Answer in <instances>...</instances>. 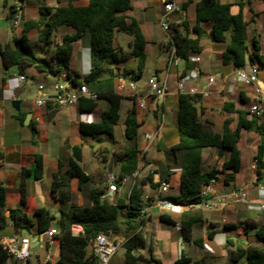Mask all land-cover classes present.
Returning a JSON list of instances; mask_svg holds the SVG:
<instances>
[{"label": "crops", "instance_id": "0c3cea01", "mask_svg": "<svg viewBox=\"0 0 264 264\" xmlns=\"http://www.w3.org/2000/svg\"><path fill=\"white\" fill-rule=\"evenodd\" d=\"M13 1L10 4L7 0H4V9L2 11L0 9V26L2 21H7L5 33L0 34L1 49H4L6 45H10L14 37L20 36L29 22L37 26L32 31H36L38 38L43 28L37 24L40 4L47 3L50 7H56L59 4L66 5L70 0H35L34 3H32V0ZM87 1L74 0L72 3L80 5L87 3ZM168 1L175 3L181 9L182 6H185V10L182 9L181 12H174L170 15V23L185 21L191 28L196 25V5L200 0H191V3H188V0ZM219 2L230 5L231 13L234 15L242 13L244 20L248 22L247 30L249 26L256 28L254 29V37H257L258 31L264 32L261 16L263 3L261 0H219ZM163 4L164 0H133V10L126 13L128 18L136 19L142 28L147 40L145 46L147 62L142 77L135 81L138 88L137 94H134L129 88V83L134 82L129 77L122 76L116 82L117 92L123 96L122 110L120 112L121 118L116 128V137L113 140L110 139L114 143L117 138V130L121 128L124 148H126L124 120L128 111L134 106H138V97L146 94V84L152 75L157 76L162 83L166 82L168 94L163 101H158L151 97L147 101L146 109L140 110L138 108L139 120L142 122L139 152L144 151V165L141 168L140 180L152 176L154 182L158 184L159 181L169 178L170 191L173 188L172 176L173 174L177 175V192L166 196L170 199L180 193L181 169L176 168L169 172L166 167L165 155V152L176 146L179 140L177 128L178 96L180 94L177 86L178 81L183 77L190 76L191 73L196 74V77L186 85V90L188 91L194 87L201 92L207 86L209 77H215V83L209 88L208 96L196 95L199 97L197 106L200 110H203L202 119L208 122L205 124V128L212 132H220L225 120L232 121V129L236 127L238 117L233 112L225 111V104L234 103L236 108L249 109L250 111V107L256 102V95L252 87L236 82V68L232 65H224L222 62L226 44L214 43L209 37L210 29L206 26H204L206 35L201 41L202 52L198 55H192L197 56L199 61L195 63L189 62L190 69L188 70H186L187 64L184 60L179 62L178 67H170L168 64L171 46L170 39L160 26ZM13 5L17 6L18 12L16 14L19 13L22 17L21 23L16 29L12 26V18L8 17L9 9ZM29 6L33 7V10L30 11L34 13L32 19L27 17L26 13V9ZM9 30L12 32L11 35ZM32 31L29 33V38ZM75 33V29L63 26L57 35V42L61 43L65 35H73ZM118 33L124 32H117L116 34ZM155 33H157L156 37ZM116 34L115 44L118 47L120 62L113 63L111 66L120 68L122 72L124 69H134L138 60L132 54L131 43L133 37L129 42L128 49H124L118 42ZM164 55L163 67H160V61ZM206 55L207 57H205ZM259 55L263 58V63L258 60L254 62L247 61V65L244 68L247 70V67H249L248 69L251 70L255 66L259 67V75L262 78L264 75V52L261 47ZM43 58H45V55ZM91 61L90 49L82 41L74 42L71 67L79 71L84 77L91 72ZM213 69L216 71L213 72ZM20 76L17 66L4 68L0 58V185L5 189L4 215L9 218L12 210H19L29 220L34 221V214L37 209L49 207L55 216L58 217L57 206L52 198L53 174L57 170L58 161L62 160L64 163L63 151L67 153L69 161L72 156L71 148L80 143L76 144L70 140L71 128L76 127L79 130L81 123L99 122L102 112L107 108L108 104L106 101H99L97 109L93 112L85 111V104H82L81 110L79 102L71 107H57L50 100L56 93L54 86L57 83H64L69 87L70 83L68 81L62 77L58 79V76L37 73L34 69H29L25 75H22L26 78L23 83L18 81ZM34 82H36L35 97L30 94ZM40 86H43V88L40 89ZM77 87L71 86L70 89L73 90ZM20 96H23V98L20 101V110L17 111L12 107V102ZM39 98L46 100L44 106L36 104ZM242 99L247 103L244 104ZM28 116L29 120L26 123ZM263 116L264 114L261 117ZM23 118L24 121H22ZM61 121L67 122L66 138L61 136L55 142L49 125L53 123L55 126L53 131H55ZM144 127H148L149 130L145 131ZM146 134L154 135L155 139L151 143L146 142L144 139ZM104 137L106 136H102L99 139L88 138L85 148L93 149L95 143L102 141ZM260 142V136L256 132H242L239 142L240 170L236 178L229 183H225L223 175L218 174L210 184L212 191L208 194L205 201L216 202L217 208L215 210H206L202 207H182L172 212H165L155 208L148 220L141 221L139 232L145 245L143 248H139L134 255L158 261L160 264H175L181 257L182 252H184L192 259L190 264L199 262L204 264L205 258L217 254L229 260L236 246L254 243L253 233H246V222L264 224V210L259 209L260 204L264 201V156L260 173L258 172L259 162L257 160ZM85 148L84 160L86 159ZM39 158L43 160L44 169L42 178L36 179V161ZM202 158L204 170L212 171L220 169L222 164L229 160L230 153H222L220 157L217 148H206L202 151ZM83 162L80 165L90 177L91 183L94 172L89 163L83 166ZM118 168L119 166L115 165V169ZM25 171L28 174L23 177V172ZM128 197V187L125 186L119 195L118 201L127 203ZM161 215L169 217L177 224L181 223V221L188 222L192 218L197 219L198 222L192 225L190 237L185 240L182 231H177L174 225L162 221L160 219ZM123 220L124 217H121V221ZM229 224H233L236 229L233 231L226 230V226ZM51 228L57 230L56 220L52 221ZM48 232L37 234V227L34 224L30 233L25 228V234L19 235L15 232L13 222L9 220L7 226L0 229V243L3 244L6 240L13 237H27L31 240V244H36L31 252L35 251L38 256V261L34 263L31 260V264L42 262L58 264L61 249L54 238L51 242L48 241ZM29 234H32L33 237H30ZM112 235L120 240L126 239L123 233H112ZM229 239L233 240L236 245L229 246L227 243ZM198 240H202V246L195 244V241ZM193 249L196 257L191 255V251H187ZM40 250L45 251L43 260L39 258ZM87 252L88 256L93 255L92 244ZM116 255L117 253L110 259L108 264H124L125 254L122 258H116ZM93 264L100 263L95 260Z\"/></svg>", "mask_w": 264, "mask_h": 264}, {"label": "trees", "instance_id": "16d2710c", "mask_svg": "<svg viewBox=\"0 0 264 264\" xmlns=\"http://www.w3.org/2000/svg\"><path fill=\"white\" fill-rule=\"evenodd\" d=\"M22 1V0H19ZM70 0L68 4H59L50 7L47 3L39 5V19L42 31L38 40L42 44L45 58H39L34 52L29 33L37 26L32 22L23 29L20 36L13 38L10 45L0 48V58L4 68L17 66L21 75H25L29 69L37 73L54 75L64 78L71 86L87 85L90 91L98 95L96 101L80 99L79 104L86 105L85 111L93 112L98 107L99 101H106L108 106L102 112L99 122L81 123L79 126L81 141L71 148L72 156L69 158L68 167L64 170L62 160L58 161L57 170L53 174L52 198L60 213L58 217L49 207L39 208L35 211L34 221L29 220L19 210H12L10 217L5 213V189L0 185V229L7 226L8 221L13 222L15 232L24 235V229L31 232L34 224L37 234H43L50 230L53 220H56L57 234L54 239L58 242L61 252L58 264H93L94 255L88 256V248L95 238L101 233H123L126 237L124 247V264H160L158 261L134 255L139 248L144 247V240L139 232L141 221L139 211L142 206V196L146 183L157 186L153 177L140 180L135 184L128 197L127 203L117 201L112 203L103 199L104 190L90 186V177L80 165L84 160V148L88 138L99 139L102 136L116 137V128L120 121V112L123 96L117 92L116 82L119 78L129 77L131 81H138L145 69L147 57L145 46L147 40L138 21L128 18L126 13L133 10V0H88L85 4L76 5ZM261 12L264 25V0ZM191 3V0H188ZM185 6L182 9L185 10ZM17 6L9 9L8 17L13 18L18 12ZM196 25L192 28L185 22L170 23V45L176 49L177 56L187 64L190 69L189 57L202 52L201 41L206 35L204 26L210 29L209 37L214 43H225L222 62L224 65H232L234 68L245 67L248 59L251 62L258 60L263 63L259 55L260 45L256 37L253 38L252 49L247 46L248 22L244 20L242 13L234 15L231 7L222 4L219 0H200L196 5ZM66 26L76 30L73 35H65L62 42H57L60 28ZM117 32L128 33L133 37L131 43L132 54L137 58L134 69L114 68L113 63H119L118 47L115 44ZM195 35V36H193ZM82 41L91 51V72L87 76L71 67L73 55V43ZM198 96L179 94L178 96V143L165 152L166 164L169 172L176 168L181 169L180 193L171 197L173 203L187 207L203 203L202 192L218 174L223 175L225 183L236 178L240 170L239 142L242 132H256L261 139L258 145L257 160L260 173L264 156V116L255 117L249 109L236 108L234 103L224 105V110L237 115L238 121L235 129H232L231 120H225L220 132H212L205 128L208 123L202 119L203 110L197 106ZM244 104L247 102L242 99ZM24 121V118L22 119ZM142 122L138 116V106L128 111L124 120V139L126 148L118 154L113 150L110 163L119 166L120 177L131 174L139 168V137ZM206 148H217L219 156L229 152L230 158L226 160L220 169L205 171L203 167L202 151ZM103 151H108L103 149ZM180 154V157H179ZM1 169V165H0ZM43 160L37 159L35 177L43 176ZM28 172H23V177ZM169 181V178H165ZM78 192L82 193V202L78 201ZM121 217L124 220L121 221ZM160 219L172 225L177 223L165 215ZM197 219L179 223L185 240H188L192 225ZM73 226H80L83 232L78 236L72 233ZM233 224L226 226V230L233 231ZM246 233H253L254 243L244 246H236L229 261L238 262L245 258L247 264H264V224L246 222ZM229 246H235L233 240H228ZM197 246H202V240L195 241ZM192 259L182 252L175 264H190ZM0 264H19L4 249L0 243ZM194 264H203L202 262Z\"/></svg>", "mask_w": 264, "mask_h": 264}, {"label": "built area", "instance_id": "2783aa9c", "mask_svg": "<svg viewBox=\"0 0 264 264\" xmlns=\"http://www.w3.org/2000/svg\"><path fill=\"white\" fill-rule=\"evenodd\" d=\"M181 7L177 6L175 3L164 0L163 4V13L160 16V26L164 33L171 40L169 32H170V15L174 12H181ZM22 17L21 14H15V16L11 19L12 26L16 29L19 27L21 23ZM180 59L177 56L176 49L173 45L170 46L169 50V61L168 64L170 67H178ZM199 58L197 56H190L189 62H198ZM259 67L255 66L251 70H246L244 67L236 68L235 70V80L236 82H240L246 86L252 87L254 93L256 95V102L254 105L250 107V114L255 117H261L264 114V75L261 78L259 75ZM196 77V74L191 73L190 76H186L181 78L178 83V91L180 94H189L191 96H196L198 94L202 96L209 95V88L213 86L215 83V77L211 76L208 79L207 86L201 92L196 88L192 87L188 91L186 90V85ZM25 76H20L18 81L19 83L25 82ZM147 92L144 96L138 97V108L140 110H144L147 107V101L149 98L154 97L158 101H163L167 94V83H162L157 76L152 75L147 81ZM43 86H40L42 89ZM129 88L134 92V94L138 93V88L135 82L129 83ZM55 95L50 98L52 102L55 103L57 107H71L76 105L80 99H88L96 101L98 99V95L95 92L89 90L87 85L83 84L78 86L77 88L71 90L68 89L64 83H57L54 86ZM38 106H44L46 104V100L43 98H39L36 101ZM146 142L151 143L155 136L151 134H146L144 136ZM144 151L140 153V163L139 168L133 171L129 175H125L123 177L118 176L114 172H107L106 174V182H105V191L102 196L103 199H107L112 203H116L118 201L119 195L123 190V187H128V193L130 195L131 190L135 184L140 181L141 176V168L143 163ZM212 181L204 187L202 192L203 203L198 205L187 206L190 208L202 207L206 210H215L217 208L216 202H208L205 201L208 194L212 191L210 184ZM170 183L167 180L159 181L157 186H152L151 184H146L145 192L142 196V206L139 211V221L148 220L152 212L155 208H158L165 212H172L175 209L182 208L183 206L177 205L170 201L165 194L170 189ZM259 209L264 210V201L260 204ZM177 231H182L181 225H174ZM83 232L82 227L73 226L72 233L74 236H78ZM57 234V230L55 228H51L48 232V241H52L54 235ZM126 239L120 240L118 238H114L112 233L110 232V236H106L105 233L99 234L95 240L93 241V255L95 259L100 264H108L110 259L117 253L119 248L124 245ZM4 249L7 253L12 257L14 261L19 264H31V240L27 237L23 238H10L6 240L3 244ZM39 264H47L46 262H42Z\"/></svg>", "mask_w": 264, "mask_h": 264}, {"label": "rangeland", "instance_id": "374dc122", "mask_svg": "<svg viewBox=\"0 0 264 264\" xmlns=\"http://www.w3.org/2000/svg\"><path fill=\"white\" fill-rule=\"evenodd\" d=\"M7 1L10 4H12L14 2L13 0H7ZM34 2H35V0H32V3H34ZM3 4H4V0H0L1 11L4 9ZM31 10H33V7H30V6H29V8L26 9L27 17H29L30 19H32L33 15H34V13L30 12ZM6 25H7V21H2V25L0 26V34L5 33ZM254 29H256V28L249 26V28L247 30V41L246 42H247V46L249 47V49H251L252 45H253V38L255 35ZM11 33L12 32L9 30L10 35H11ZM257 33L259 35L256 34V36H257L256 38H257L258 42L260 43L261 50L264 52V32L258 31ZM116 35H117L118 42L121 44V46L124 47V49H128V45H129V42L132 40V36L125 34V33H118ZM154 35L156 37L157 33H155ZM30 39H31V44L33 46L34 52L37 55V57L43 58L44 54L42 51V44L37 38L36 31L31 32ZM164 57H165V55L162 57V60L160 61V64H161L160 67H163ZM205 57H207V55ZM248 61H250V60L248 59ZM218 64H220V62H218ZM248 68L249 67H247V70L249 71ZM212 71L215 72L216 70L213 69ZM35 85H36V82H34V85H32V89H31V93H30L33 97L36 96ZM122 115H123V112H122ZM49 127H50V130L52 129L51 131L53 133V139L55 142L61 136L66 138V136H65L66 135L65 132L67 130V122L66 121L59 122L55 131H53V127H55L53 125V123H51L49 125ZM71 129L72 130H71L70 140L73 141L74 143L78 144L80 142L79 130L76 127L71 128ZM144 130L145 131L149 130V128L144 127ZM122 133H123L122 129L118 128L117 138H116V141L114 143L110 138L104 137V139H102V141L95 143L93 149L85 148L86 159L83 162V166L88 165V163H89L90 167H92V170L94 172L90 186L98 187V188H101L105 191V182H106L107 172H114L115 174L119 173V168L115 169V165H112L110 163V159H111V154H112L113 150L115 152H117L118 154H120L124 150V141H123ZM104 148L107 149L108 151L107 152L103 151ZM63 160H64V165H65L64 166V170H65L68 167V156H67V153L65 151H63ZM172 181H173V188L168 192V194H165V196H168L169 194H173V193L177 192V189H176L177 175L176 174H173ZM78 196H79L78 201H79V203H81L82 202V198H81L82 193L78 192ZM58 214L60 215L59 212H58ZM29 236L33 237L32 234H29ZM40 251H39L40 252L39 258L43 260L45 257V254H44L45 251L44 250H40ZM187 251H191V255L196 257V254L194 253V249L193 250H187ZM125 252H126L125 247L124 246L120 247L119 250L117 251L116 258H122L124 256ZM35 253H36L35 251L31 252V260L34 263H36L38 261V256ZM204 264H246V261H245V258H242L238 262L234 263V262H230L224 256L217 254L215 256L205 258Z\"/></svg>", "mask_w": 264, "mask_h": 264}, {"label": "water", "instance_id": "95a60500", "mask_svg": "<svg viewBox=\"0 0 264 264\" xmlns=\"http://www.w3.org/2000/svg\"><path fill=\"white\" fill-rule=\"evenodd\" d=\"M23 96H20L19 98L15 99L13 102H12V107L19 111L20 110V101L22 100ZM28 120H29V116L27 117V120H26V123H28ZM106 236H110V232H107L105 233ZM36 244L35 243H32L31 244V248H33Z\"/></svg>", "mask_w": 264, "mask_h": 264}]
</instances>
